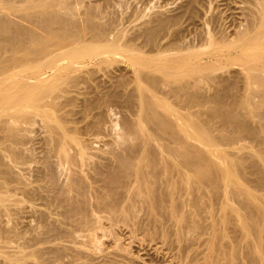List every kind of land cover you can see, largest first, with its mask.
Wrapping results in <instances>:
<instances>
[{"label":"bare ground","instance_id":"bare-ground-1","mask_svg":"<svg viewBox=\"0 0 264 264\" xmlns=\"http://www.w3.org/2000/svg\"><path fill=\"white\" fill-rule=\"evenodd\" d=\"M92 1L0 0V148L6 147L9 151L8 158L10 156L14 160H19L26 152V149L23 147L24 152L19 145L28 143L26 140L31 136L29 133L35 131L37 124L38 127L42 126L45 133L43 140L41 139L44 144L43 164L39 169L37 168L41 183L38 186L37 179L38 187L26 185L25 182L23 187L14 188L21 190L20 192L30 196L29 198L39 195V188H44L46 192L50 191V195L43 196V199L51 205L60 207V212L65 219L69 220L68 223L70 220L76 222L77 224L74 225L86 231V237L88 236L91 241H94L97 236L95 229L98 230L103 222L110 223L109 229L119 225L137 227L145 221L150 222L149 225H153L155 229H166L169 223H174L178 235L183 236L187 230L197 235L204 230L199 220L202 218L201 213L210 212L205 211L209 204L205 205L200 201L201 194L207 193L208 198L213 201L221 200L222 207L230 210L229 214L228 210L223 216L221 213L220 224L235 222V228L240 232L238 236L243 240L247 239L245 240L247 256L243 253L245 255L243 257L248 259L249 263H247L264 264V226L260 222L264 219V204L255 202L251 192L241 187L235 173V169L238 171L244 163L249 162L248 158L244 157L240 164L235 161L237 164L235 167L236 164L228 161L223 151L219 150L220 148L217 149L219 144H216L218 141L221 143L231 141L233 136L228 133L220 134L217 131L218 134L212 137L208 134L207 126L211 119L207 122L202 120L191 123L187 114L188 108L192 106L201 107L214 103L216 106L211 108V114L221 119L223 130L233 125L237 131L253 135L258 143L264 146V137L250 128L248 121L250 116H259L256 112L259 113L264 105V0H257L259 3L256 4L258 7L254 13V20L249 22L245 29L237 31L233 38L217 42L208 37L207 40L210 42L199 46L187 45L178 35L179 27L187 11L190 15L192 12L193 15L194 10H197L195 9L197 0H188L180 8L181 11L175 14H165L162 10L154 11L150 19L147 21L145 19V22H142L143 24L139 25L134 34L129 37L123 30L121 31L122 28L118 29L119 21L115 22L107 15L106 7L110 4L107 0H104L105 3H101L102 0L99 3ZM209 47H213V51L208 54L210 60H207L208 64H206L198 56L202 55L201 51L207 48L209 50ZM145 48L148 49L150 56H147ZM117 58H125L130 62L132 80L128 82L121 75H112L111 81L106 84L103 78L96 76L97 70L93 66L96 68L98 64ZM225 58L239 63L243 67L247 80V94L235 96L230 104L225 102L224 93L227 87L224 85L223 78L213 77L212 71L206 72L210 69L207 65L211 62ZM193 59H198L199 61L196 60L198 64ZM214 62L211 64L215 66L217 63ZM91 82H94V85ZM207 82H218L220 89L213 94H208L207 86H205ZM83 85L86 91L81 93ZM125 87L127 90L131 87L125 101L132 108L134 107L136 119L124 122L127 131L117 136V141L113 142L114 146L113 143L111 144L113 148L110 146L111 151H108V156L92 161L93 158L91 157L92 160H90V154L87 155V148L80 141L81 139L72 135L73 132L76 134L78 129L80 131V128L75 125V128L73 125H71L72 128L69 126L73 124L74 115L65 107L69 105V102L71 106L73 99L75 101V97H79H71L69 94L73 95L76 92L77 95L79 92V96L81 94L85 96L82 104L80 102V119L74 120V123L83 120L86 122L84 131L100 134L104 124V111L123 99L121 92ZM158 93L166 97H160ZM256 97L258 101H255ZM76 104L72 106L76 107ZM95 110L98 113L94 114ZM217 130L223 131L221 128ZM191 140L198 144L192 143ZM199 143L208 149H203ZM71 147L76 148V154L71 153ZM2 157L0 152V165H2ZM53 157L61 164H58ZM251 158L253 160V157ZM87 161L92 169V172L89 169L90 175L87 173L90 167L87 166L86 169L84 164L86 162L87 165ZM62 162L68 163L69 167L77 166L78 168L80 165L79 169L85 171L86 175L74 167L76 170L70 172L72 176L69 175V181H64L65 184L62 183L60 186L56 176L60 172L59 169L57 172L58 165H63ZM6 166L0 168V175L6 177L15 175L13 170ZM254 173L259 185L264 187V169L257 165L254 167ZM87 174L92 184L96 186L91 187L89 184L91 181L87 182L89 181ZM16 176L14 177L17 179L18 176ZM19 179L15 181L18 182ZM20 183H22L21 179ZM87 186L96 187L93 190V196L92 193L89 196L88 191L91 192V190H88ZM74 190L78 192L75 194L78 197L72 194ZM190 193L192 194V196L189 195L192 198L191 204L198 209L196 210L198 215L200 213L199 219L193 217L190 214L192 212L186 213L187 197ZM91 196L94 202L90 199ZM4 198L0 195L1 203L5 201ZM91 201L103 215L95 213ZM232 201H236L235 206L231 203ZM213 208L211 207V210ZM215 208L213 213L216 211ZM101 211L98 212L101 213ZM213 213L211 217L216 215L215 213L212 216ZM43 215L40 218L41 227L44 228V232L41 231L42 235L45 233L48 237L49 235L65 237L71 234L65 229H59L58 222L57 226L53 223L55 221L46 222ZM218 223L212 225L214 232L211 237H215ZM173 227L174 225H170L166 231ZM113 229L116 228L113 227ZM136 229L138 230L139 227ZM147 229L149 231L150 228ZM111 233L113 235L114 231ZM235 233L237 235V232ZM37 234L40 233L37 232ZM217 235H219L218 232ZM240 241L242 242L239 239L238 242ZM216 242L215 239L211 242L209 240L211 246L214 243L217 245ZM231 242L236 243L232 239ZM227 243L228 241L225 242V246L223 245L224 250L220 249L222 251L217 257L211 256V258L216 257L212 259L213 262L218 263L221 257H229L234 263L236 258L234 254L237 250L232 254L226 246ZM235 245L238 246V244ZM55 247L53 253L57 258L68 253L69 246L57 247L56 245ZM237 249L239 252L240 249ZM73 250L78 252L77 255L82 254L77 248ZM210 252L209 255L212 254V251ZM22 254H24L23 251ZM22 259L20 257L10 259L12 262L8 264H20L19 261ZM227 260L230 261L226 258V262ZM238 260L240 263L241 260Z\"/></svg>","mask_w":264,"mask_h":264},{"label":"rangeland","instance_id":"rangeland-1","mask_svg":"<svg viewBox=\"0 0 264 264\" xmlns=\"http://www.w3.org/2000/svg\"><path fill=\"white\" fill-rule=\"evenodd\" d=\"M93 1H92L93 3H95L96 1H98L97 3H99L100 0H93ZM107 1L106 2L109 4V6L107 7L105 6L107 8V15L111 17L110 18L111 20L113 21L115 20V22L119 21L117 22L119 24L118 29L122 28L121 31L123 30V32H125V35L127 34L126 36L129 37V35L131 36L132 34H134L135 29H137L139 25L145 22V19L146 21L147 19H150V16L155 13L154 11L157 12L158 10L159 11L162 10L163 12H165V14H175V13H178V11L179 12L181 11L180 8L182 7V5H185V3H187L188 0H110V1L107 0ZM258 1L257 0H197L196 5H195L196 6L195 9L197 10H194L195 13L193 12V15H192V12L190 15V12L187 11V13L183 17V20H182L183 23L179 27L180 33L178 35L181 36V39H184L187 45L189 44V45H196V46L202 45L203 43L206 45V42L209 41L207 40L208 37H210L209 38L210 40H212L211 38H213L212 41L217 40V42L218 40L224 41V39L225 40L231 39L235 36V33L237 31H241L242 29H245L246 26H248V24H250L251 21L254 20V15H255L254 13L256 12V9L258 7L257 6L259 3ZM101 3H105V1L102 0ZM123 26H125V28ZM212 48L213 47H211L209 50L207 48L206 50L200 52L202 55L198 57H201L200 60L203 63L204 62L206 63L207 60H210L209 59L210 55L208 56V54L212 53L213 51ZM144 50L148 53L147 56H150L148 49L145 48ZM200 53L198 55H200ZM226 53L228 54V51ZM196 60L195 62L197 63L199 60L198 61ZM213 62L211 63L213 64ZM232 62L230 60L228 61L226 58L222 60H218L217 62H214V63H217L215 64V66L212 65L211 63L207 65V67L209 66L208 68H210L211 70L209 69L206 71L207 73L212 71L211 75H213V77L220 76L221 77L220 79L223 78L222 80L224 82V85L227 87L226 92L224 93L225 102L227 104L232 103V100L235 98V96H244V94H247V91H246V85H247L246 81L247 80H246V74L243 70V67L239 63H235V62L232 63ZM196 63H194V65L198 64ZM210 66H213V67L211 68ZM93 67L95 70H97L96 76L101 79L103 78V81H105L106 84H108L111 81L112 75H121L122 77H125L128 82L132 80V78L130 77L132 73V66L130 65V62H128V60L125 58H117L115 60H112L104 64H100V65L98 64L96 68L95 66ZM106 73L109 74V76ZM216 83L215 82L206 83L205 85L207 86L206 92L208 94H213L214 91H217L220 89L218 85L219 83L218 82ZM91 84L94 85V82H91ZM83 89H84V85L82 86L81 93L83 91H86V89L84 90ZM130 89L131 87H128V90ZM128 90H127V87H125L121 92L123 99H121L120 102L115 103L113 106H111V108H108L104 111V114H103L104 124H103V128L100 130V134L89 132V131H84L83 128L86 122L83 120H81V122H77L76 123L77 125L74 123V120L78 121L80 119L81 114L79 115V112H80L79 110H80V106L82 102L84 101L83 99H85V96L82 94L79 96L80 94L79 92H78L79 94L77 93V95H76V92H74L75 95L74 93L73 95L72 93L69 94L71 95V97H75V96L79 97V98L75 97V101L73 99V101L71 102L73 104H71V106L69 102V105L66 106L67 108L65 107L66 110L72 111L74 115V117L72 116L73 124L71 123L69 126L72 128L75 125L76 127L80 128V131H78L79 129L77 130V132L79 133L76 132L75 134L73 132L72 135L79 140L81 139L80 141L84 143V145L87 148L86 150V152H88L87 155L90 154L89 155L90 160H92V158H93L92 161L96 160V158H98L97 160H99L100 157L108 156V153L111 151L110 146L113 142L115 143V141H117L118 139L117 136L120 133L127 131V128L125 127L124 122L126 120H133L135 118L134 107L132 108V106H130L125 101V98L128 95ZM158 95L160 97H166V95H163V94L158 93ZM70 99L72 100V98ZM254 99L255 101H258L257 97ZM61 100H64V99L61 98ZM76 103H78V105ZM74 104H76L77 106L76 107L72 106ZM215 106L216 105L214 103L205 104L204 106H201V107L192 106L188 108L187 114L190 118L191 123H198V122H201L202 120L203 121L205 120L204 122H207L208 119H211V121L210 120L208 121L210 123H208L207 126L209 129L208 134L211 135L212 137L218 134L217 131L220 134L228 133V135L233 136V140L231 141H227V142L222 141V143L218 141L216 143V144H219V146H217L218 147L217 149L220 148L219 150L223 151L226 159L234 165L236 164L235 161L238 164H240L244 157L248 158L249 160L248 163H244L238 171L237 169H235L237 180L240 183L242 188L251 192V194L255 197V202L264 204L262 203L264 201V187L259 185L256 179V175L254 173V167L257 165H260L264 169V161H263L264 160V146L258 143L257 139L253 135L249 133L237 131L236 127H234L233 125H231L230 127H225V129L223 130L222 128L224 127L222 126L221 119L219 117H214L211 114L212 113L211 108L213 109V107ZM227 108H229L228 105H227ZM93 112H95L94 114L98 113L97 110ZM256 114H258L259 116L253 115V116H250V118L248 119L249 126L250 128L257 131V133L261 137H264V105L259 111V113L256 112ZM89 119L90 118H88V120ZM211 126L213 127L214 130L210 129L212 128ZM36 127L37 128H35V131L33 130L34 133L33 132L29 133L31 136L27 140L30 139L31 141L29 142L26 140V142H28L27 144L25 142L26 145H24V143H23V146L22 144L19 145L22 150H23V147L26 149L25 150L26 152L23 150L25 153L24 155H22L23 157H21L19 160L17 159L14 160V158L12 159L10 156L8 158L9 151L6 149V147L5 149L0 148V152H2V156H3L2 165H0V168L2 169L4 167H7L6 165H8L9 168H11V170H13L15 174L11 177L0 175V195L5 197L4 198L5 201L2 203L0 202V264L11 263L12 261L10 259H13V258L15 259L19 257L20 259L23 258L22 260H20L21 262L19 261L20 264H32V263L34 264H72V263L73 264H95V263L96 264H198V263L204 264L206 261L209 263L211 262L210 264H214V262L216 261L213 262L212 259H216L217 255L222 251L220 250L221 248L224 250L226 241H228L227 243L228 245L226 246L230 249L232 254H234L236 250L238 252L237 248H239L240 250L238 253L236 252V254H234V256H236V258L234 259V263L229 257H226L227 259L230 260V261L227 260L228 262H226V258L221 257V259L218 261L219 264H226V263L227 264H248L249 263L248 259L244 258L245 255L243 254L245 252L247 253L248 251L246 244H245L246 243L245 240L247 239L244 238L243 240L242 237L240 238L238 236L240 232L239 230H236L235 228L236 224L234 221H233L234 223L232 222L230 223L233 225H230L229 223L225 224L226 226L220 224V218L223 215H225L228 208L226 209L222 207L221 200L213 201L211 198H208L209 195L207 193H204V195L200 193L201 194L200 201L203 202V204L205 205L209 204L208 208L205 211H210V212L201 213L202 218L200 219H199L200 213L198 215V212H197L198 209L195 208L193 204H191L190 199L192 198L189 195L192 196V194L191 193L188 194V197H187V208H186L187 212L186 213L188 214L189 212H192V213L197 212L196 214H192V213L190 214L193 215V217H196V218L198 217V219L201 220L200 224L202 225L204 230L201 231L202 234L201 232L199 233L200 235L199 234L194 235L191 231L187 230V232L184 233L183 236H180L178 235V231L176 230L174 223L168 224L166 229L170 227V225L171 226L174 225L173 228H169L170 230L168 229L169 230L168 232V230L166 231L165 228L155 229L153 225L152 226L149 225L150 222L148 221L147 222L145 221L144 223L145 225L140 224V226L142 225L141 227L137 226L139 227L138 230L136 229L137 227L133 225L132 227L134 229H132L131 225L129 227L127 225L125 226L121 225L123 227L119 225L121 228L119 226L117 227L113 226L116 229H113V227H111L113 230H110L111 229V228L109 229L110 223L108 224L107 222H103L101 223V225L104 226L103 228L105 230L103 228L101 229L102 226H99L100 228L98 227L99 228L98 230L95 229V235L97 236L95 237L94 241H91L88 236L86 237L87 235L86 231L84 232V230L79 228L78 225L76 226L74 225V224H77L76 222L74 223L72 221L73 222L72 223L70 220V222L68 223L69 220L65 219L62 212H60L61 211L60 207L58 208V206L56 205L57 206L56 208V206H54L53 204L51 205L50 203L46 202L43 199V196L50 195V191L46 192L44 188H39L41 190L39 191L38 189V193H40L39 195L41 196L39 197V195H36L34 198L33 197L29 198L30 196L26 195L24 192H22L23 193L22 194L20 192L21 190H18L19 187L20 188L23 187V185H25L26 183H27L26 185L29 184L32 187H38L39 184L41 183L39 181L40 178L38 175L39 173L37 174V171L43 164L42 158L44 155V144L42 140H43L45 133H44V129L42 128V126L38 127V124H37ZM220 128L223 131L220 132V130H217ZM211 131L212 133H210ZM191 142L195 143L194 140H191ZM114 143L112 144L113 146H114ZM113 146L111 147L113 148ZM199 146H201L200 143H199ZM201 147L203 149L205 148L208 149L207 147H204L203 145ZM73 148L71 147L70 151L71 153L75 152L76 154L77 150L75 151L76 148L74 149ZM3 152L5 155L3 154ZM251 157H253V160ZM56 160L58 162V159ZM88 161H87V165H86V162H84L86 169L90 167V165H88L89 163ZM251 163H254V164H251ZM58 164H61V163L58 162ZM62 164L63 165H58L59 167L57 168V172L59 171L60 172H59V175L56 176V178L58 179L57 180L58 184H60V186H62V183L63 185L65 184L64 181L65 182L69 181L68 178L70 179V176H72V173L70 172L75 171L77 168V166H74L76 167L74 168L70 165L74 169V170H71L72 168L69 167L68 163L62 162ZM85 166L83 167L85 168ZM236 166L237 164L235 165V167ZM79 167L77 169L79 171H82L80 170L81 168L79 169ZM86 169H83V170H86ZM89 169L92 172L91 167L88 168V172L87 171L86 172L90 175L91 172L89 173ZM82 172L84 173L85 171H82ZM88 174L87 176L89 178L90 176ZM84 175H86V173H84ZM14 176H16L17 179L20 178L22 183H20V179L18 180V182L15 181L17 179ZM37 179H38V183L36 181ZM90 179L91 178H89V181L87 180V182L91 181L89 183L91 187L96 186V184L94 183L92 184V180ZM36 183L38 184V186ZM14 187H17L18 189ZM87 189L91 190V192L88 191L89 196L91 193H92L91 195L93 196L94 195L93 190L96 189V187L90 188V186H87ZM76 192L77 191L74 190L72 194L75 197H78V195L77 196L75 195ZM205 195L206 196L208 195V196L206 197ZM92 196L90 197V199L91 200L93 199L92 201L94 202V198ZM93 202L91 203V206ZM231 203L234 206L236 205V201H232ZM215 204H217L218 206H216ZM190 206L191 207L193 206V207L191 208ZM211 207L212 208L216 207L215 208L216 215L215 213H213L214 208L211 210ZM93 208H94L95 213L97 212L96 213L97 215L102 214V211L98 210L95 207V205ZM95 208L97 211L95 210ZM98 211H101V213ZM229 211L230 210L227 211L228 214H229ZM41 213L44 214L42 215L45 218L46 222L50 223L52 221H55L53 223H55L56 226L59 223L58 225L60 226L59 229L62 228L61 230L65 229L66 231H69V233L73 234L74 237L71 234L65 235V237L64 236L61 237L60 235L59 237L57 236L58 238L55 236L53 237L51 235H49L50 237H48V235H45V233L42 235L41 231H43L44 228H42L40 224L41 223L40 218L42 216ZM211 213H213L212 216L214 215L215 216L211 217ZM221 213H222V216H221ZM217 216H218V219H217ZM262 220L263 221H260V222L264 226V219ZM104 221H107V220H104ZM28 222H30L32 225ZM216 222H219L218 223L219 225L216 226L217 229H216L215 237H211V235H213V232H214L212 225L214 223L216 224ZM146 223L148 226L146 225ZM209 223H211V225ZM228 224L230 227L228 226ZM152 227H154L152 229L154 232H152L151 230ZM208 227H209V230H208ZM219 227L222 229L221 231ZM11 228L13 229L12 232H11ZM147 228H150L149 229L150 232L147 231L148 230ZM14 229H15V232H14ZM106 229L109 231H107ZM161 229H163L162 232H161ZM171 229L173 230L171 231ZM16 230L18 231L17 233H19V235L16 233ZM132 230L133 232H131ZM113 231H114V234L113 235L112 233L110 234V232H113ZM144 231L149 232V233H146ZM234 231L237 232V235ZM37 232H39L41 235L40 234L38 235ZM157 232H159L161 235ZM163 232L167 234L164 235L165 233ZM217 232L219 235H217ZM151 233H153L154 236L151 235ZM149 234L151 235V237ZM35 235H37V237ZM180 237L182 239H180ZM237 237L238 239H236ZM225 238H226V241H225ZM208 239L210 240V242L214 241V239H215V242L218 239L219 240L221 239V240L220 241L218 240L216 242L217 245L214 243L211 246V243H209ZM231 239L233 240V242H236V243H232ZM239 239L242 240V242L240 241L239 243L238 242ZM221 242H222V245H221ZM235 244H238V246ZM56 245L57 247L59 245H61L62 247L69 246L68 247L69 250L67 248L68 253L66 252L67 256L65 255L60 258L55 257V254L53 252H54V249L56 248L55 247ZM243 247H246V249H243ZM75 248L79 249L82 252V254H80L81 257L80 255H77L78 252L76 251L74 252L73 249ZM22 251L24 254H22ZM210 251H212L211 255H209L211 253ZM25 253L28 255H26ZM17 254L20 256L18 257ZM13 255H15L16 257L15 256L13 257ZM238 255L239 256L241 255V256L239 257ZM211 256L213 257L216 256V257L211 258ZM6 258H9V259L7 260ZM135 258H138V259H135ZM238 259H240L242 263L241 261L239 263ZM218 263L216 262L215 264H218Z\"/></svg>","mask_w":264,"mask_h":264}]
</instances>
